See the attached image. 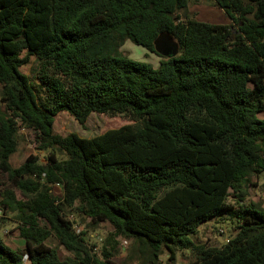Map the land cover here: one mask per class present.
I'll return each instance as SVG.
<instances>
[{
	"label": "trees",
	"instance_id": "obj_1",
	"mask_svg": "<svg viewBox=\"0 0 264 264\" xmlns=\"http://www.w3.org/2000/svg\"><path fill=\"white\" fill-rule=\"evenodd\" d=\"M213 1L230 23L192 19L190 0H0V171L23 196L6 189L0 209L16 214L25 242L21 253L0 239V264H115V247L92 255L68 214L108 223L142 264H159L164 250L172 264L179 250L191 264H264V209L228 203L230 190L264 173V0ZM162 35L178 56L157 53ZM126 39L159 66L124 55ZM31 56L43 104L21 72ZM61 112L81 126L93 113L137 124L62 137L53 131ZM20 128L51 151L45 163L29 155L11 166ZM226 215L238 219L227 244L194 243L203 223ZM51 237L76 256L61 260Z\"/></svg>",
	"mask_w": 264,
	"mask_h": 264
},
{
	"label": "rangeland",
	"instance_id": "obj_2",
	"mask_svg": "<svg viewBox=\"0 0 264 264\" xmlns=\"http://www.w3.org/2000/svg\"><path fill=\"white\" fill-rule=\"evenodd\" d=\"M189 16L192 19L209 22L212 24H227V19L224 11L219 8L213 0H190ZM121 52L134 61L146 62L154 67H158L161 58L153 53H149L141 46L134 44L131 40L126 39L121 47ZM26 52L22 57H26ZM41 61L34 56L29 57L28 63L21 67V72L25 74L32 83L38 97L39 103H45L47 98V91L39 81V72ZM1 95V88H0ZM264 118V113L259 115ZM137 123L127 116H109L93 113L87 120L85 126H81L77 120L67 112H61L55 117L53 131L55 134L66 137L70 134H76L82 138H93L105 133L111 129H118L125 125H136ZM51 151L39 150L36 142L35 133L31 130L20 128L18 132V149L11 157V166L17 168L24 164L29 155H36L40 163H45L46 158ZM58 158L63 159L64 156L59 151L54 150ZM237 191L230 190L228 203L238 209V202L242 201L244 204H254L259 209H264V173L252 176L248 182H243L238 185ZM6 189H12L18 199H22V193L18 189L11 188L8 177L0 171V200ZM53 193L57 196L61 194V188L54 185L52 187ZM75 222L78 226L80 234L85 241L87 247L92 250V255L100 258L104 248L110 250L112 246L115 247V253L112 261L115 264H142L141 258L135 253L136 246L131 240L124 238H114L112 227L108 223H103L99 226H90V220L82 218L78 214H74ZM238 219L236 216L226 215L220 218H211L203 223L197 233L191 238L195 244L207 245L210 247H221L227 244L230 237L237 233ZM18 220L16 214L0 209V239L6 245L17 248L19 252L25 253L24 240L19 236ZM42 227L45 224L42 223ZM47 244L50 247L58 248L61 246L55 237H51ZM64 248V247H63ZM61 258L67 256V250L64 248L58 250ZM72 256H76L71 253ZM169 254L164 250L159 264H172L168 260ZM78 258H81L78 255ZM176 262L173 264H191L194 261L193 256L187 250H179L176 256Z\"/></svg>",
	"mask_w": 264,
	"mask_h": 264
},
{
	"label": "water",
	"instance_id": "obj_3",
	"mask_svg": "<svg viewBox=\"0 0 264 264\" xmlns=\"http://www.w3.org/2000/svg\"><path fill=\"white\" fill-rule=\"evenodd\" d=\"M157 53L163 57H176L179 54L178 44L168 35H162L155 41Z\"/></svg>",
	"mask_w": 264,
	"mask_h": 264
},
{
	"label": "built area",
	"instance_id": "obj_4",
	"mask_svg": "<svg viewBox=\"0 0 264 264\" xmlns=\"http://www.w3.org/2000/svg\"><path fill=\"white\" fill-rule=\"evenodd\" d=\"M56 186L60 187L59 185H56ZM68 220L73 223V229L75 230V232L77 234H80L81 232L79 231L78 226H77V224L75 222V216H74V214H68ZM22 264H29L28 256H25L24 257V260H23V263Z\"/></svg>",
	"mask_w": 264,
	"mask_h": 264
},
{
	"label": "crops",
	"instance_id": "obj_5",
	"mask_svg": "<svg viewBox=\"0 0 264 264\" xmlns=\"http://www.w3.org/2000/svg\"><path fill=\"white\" fill-rule=\"evenodd\" d=\"M228 23H230V21L228 22ZM227 23V24H228ZM7 246H9V247H11L12 249H14L15 251H18V249L17 248H19V247H22V246H16V248H14V247H12V246H10V245H7ZM24 247H25V242H24ZM56 249V248H55ZM62 249H64L63 248V246H59L56 250H57V252H58V250H62ZM19 252V251H18ZM67 256H65L64 258H61V256H60V254L58 253V255H59V257H60V259L61 260H65V259H67V258H74V255L72 256V252H69V251H67Z\"/></svg>",
	"mask_w": 264,
	"mask_h": 264
}]
</instances>
